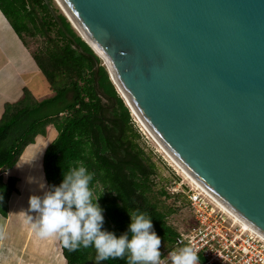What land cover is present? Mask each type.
<instances>
[{
  "label": "water",
  "instance_id": "95a60500",
  "mask_svg": "<svg viewBox=\"0 0 264 264\" xmlns=\"http://www.w3.org/2000/svg\"><path fill=\"white\" fill-rule=\"evenodd\" d=\"M55 1L161 146L264 237V0Z\"/></svg>",
  "mask_w": 264,
  "mask_h": 264
},
{
  "label": "trees",
  "instance_id": "16d2710c",
  "mask_svg": "<svg viewBox=\"0 0 264 264\" xmlns=\"http://www.w3.org/2000/svg\"><path fill=\"white\" fill-rule=\"evenodd\" d=\"M49 3L57 17L46 0H0V9L31 50L52 91L39 100L25 89L21 99L5 103L0 117V213L8 216L10 197L19 193V178L6 172L52 124L58 134L43 157L48 187L58 185L64 172L82 164L93 174V198L101 195L104 227L119 235L127 229L129 212L142 211L152 217L164 243L162 253L179 234L170 222L178 208L166 199L173 195L188 205L186 196L157 187L158 164L143 146L133 113L106 65L61 8L54 6L56 1ZM62 251L67 264H88L95 254L92 247L69 252L62 246ZM103 262L126 264L120 258Z\"/></svg>",
  "mask_w": 264,
  "mask_h": 264
},
{
  "label": "clouds",
  "instance_id": "9594fccd",
  "mask_svg": "<svg viewBox=\"0 0 264 264\" xmlns=\"http://www.w3.org/2000/svg\"><path fill=\"white\" fill-rule=\"evenodd\" d=\"M93 174L78 165L63 173L58 185L29 198L28 216L41 238L55 236L69 252L79 248L95 249L94 264L110 259H125L126 264H160L161 237L154 229L152 217L142 211L130 213L127 229L117 235L104 227V209L99 197L93 198L90 182ZM43 189L44 183L40 184ZM171 264H200V256L185 245L169 253Z\"/></svg>",
  "mask_w": 264,
  "mask_h": 264
},
{
  "label": "crops",
  "instance_id": "0c3cea01",
  "mask_svg": "<svg viewBox=\"0 0 264 264\" xmlns=\"http://www.w3.org/2000/svg\"><path fill=\"white\" fill-rule=\"evenodd\" d=\"M43 79L44 76L42 74V71L35 61L31 50L25 45L21 36L17 33L15 28L12 26L10 21L0 9V117L4 112L5 103L14 102L21 99L24 95L25 89H29L36 97L40 96L37 94H41L39 93V91H41L40 89L43 87ZM49 96L50 95H47L46 97L40 98L39 100L48 98ZM53 126L54 125L51 124L47 127L46 135H37L35 142L27 145L18 161L19 163L17 162L21 165L22 168H27L28 174L30 173L29 168H31L33 172L35 171L38 174H41L43 180L46 182L47 188L49 187L47 185L45 172L43 169V157L47 146L51 142L45 143V146H43L42 150L39 151L38 140L42 139L43 141H45ZM11 169L7 171L9 175H12ZM21 181L22 180L19 177V180L17 181L18 188L21 184ZM40 181H37L35 188V191H39L38 194L43 193L45 190H47L46 187H44L43 189L40 187ZM16 194L17 192H13L10 197L8 216H3L0 213V229L2 231V235L8 227L7 224L11 221L13 211V207H11V205L12 200L14 199V196ZM16 202H18V199L15 200V203ZM19 214L20 223L25 222V220L28 219L27 212L22 211L19 212L18 215ZM23 224L24 223H21L22 226ZM19 230L20 233L23 232V228H20ZM26 245L27 243L24 240L23 244L19 248L20 252H16L15 254H13L6 248V242L2 240V238H0V264H43L44 262L45 264H49L50 262V264H67L63 251L61 256L65 259V263L61 261L58 255V251H61L62 246L59 238L55 236L44 238V245L52 248V250L50 251L52 255L50 257H47V259L50 260L44 259V262L38 260V258L41 257L40 255H37V258L32 259L34 255L32 256L30 254H27L26 250L24 252V248L27 247ZM38 254L41 253L39 252ZM57 259L59 260V262H57Z\"/></svg>",
  "mask_w": 264,
  "mask_h": 264
},
{
  "label": "built area",
  "instance_id": "2783aa9c",
  "mask_svg": "<svg viewBox=\"0 0 264 264\" xmlns=\"http://www.w3.org/2000/svg\"><path fill=\"white\" fill-rule=\"evenodd\" d=\"M169 190L186 196L192 222L163 249L160 264H171L169 253L185 245L198 251L200 264H264V237L245 227L194 182L171 184Z\"/></svg>",
  "mask_w": 264,
  "mask_h": 264
},
{
  "label": "rangeland",
  "instance_id": "374dc122",
  "mask_svg": "<svg viewBox=\"0 0 264 264\" xmlns=\"http://www.w3.org/2000/svg\"><path fill=\"white\" fill-rule=\"evenodd\" d=\"M54 6L58 7L59 5L56 2ZM42 82H43L42 83L43 87L40 89L41 91H39V93L41 94H37V95H40V96H37L38 99L52 94L49 84L47 83L45 78L42 80ZM133 122L135 123V126L138 128V130L142 134L141 142L143 146L146 148L148 152H152L153 158L158 164L159 169H158V174L156 177V182L158 183L157 187L158 188L165 187L167 190H169V186H171V184L176 185L177 183H181L183 184V186H186V184L189 183V179L186 178L184 174H182L179 171V169L169 160V158L165 155V153L161 151L160 147L153 140V138L149 135V133L143 128V126L141 125V123L139 122V120L137 119L135 115H133ZM57 134H58V131L56 127L53 126L45 141H42V139L38 140V144H39L38 150L41 151L43 146H45V143L52 142L57 136ZM18 163L14 168L11 169V173L12 175L17 176L18 178L20 177L22 181L18 188L19 193H17L14 196V199L12 198L14 202L12 200L11 207H13L12 209L13 211H12L11 221L7 224L8 227L3 235L0 229V238H2V240L6 242V248L13 254H15L16 252L17 253L20 252L19 248L21 247V245L23 244V241L25 240V242L27 243L26 245L27 247L24 248V252L26 250L27 254H30L32 256L34 255L32 259L37 258L38 257L37 255H40L41 257H39L38 260H41L42 262H44L43 261L44 259H47V257H50L52 255V253L50 252L52 248L44 245V238H41L36 234V231L32 227V223H34L35 220L33 219V221H29L27 219L25 220V222H21V223H24L22 226L20 223V214L18 215V213L24 211V212H27V216L31 215L35 217V213H31L29 211V198L31 195L38 194L39 192L37 190L35 191L37 181L41 180L39 184L43 182L45 187H46V182L43 180L41 174H38L35 171L33 172L31 168H29L30 173L28 174L27 168L25 169L22 168L21 165ZM5 175L9 176V173L6 172ZM46 189L48 188L46 187ZM39 194H42V193H39ZM16 199H18V202L15 203ZM166 202L178 208V211L171 215L170 222L176 227L178 231L188 228L192 222V212L190 208L188 207V205L185 204L186 202H184L183 198H177L172 195L171 197L166 199ZM20 228L21 229L23 228L22 233H20V230H19ZM160 247L163 248L164 243L161 242ZM39 252L41 254H38ZM61 254H62V249L61 251H58V255L61 261L65 263L66 261L61 256ZM94 256L95 254L92 253L88 264H94V261H93ZM47 260H50V259H47ZM57 262H59V260ZM43 264H45V262ZM101 264H105V263L101 262Z\"/></svg>",
  "mask_w": 264,
  "mask_h": 264
},
{
  "label": "bare ground",
  "instance_id": "6f19581e",
  "mask_svg": "<svg viewBox=\"0 0 264 264\" xmlns=\"http://www.w3.org/2000/svg\"><path fill=\"white\" fill-rule=\"evenodd\" d=\"M57 2V1H56ZM57 4H59L57 2ZM61 8V7H60ZM143 126V128L149 133V135L153 138V140L157 143V145L160 147L161 151L165 153V155L169 158V160L179 169V171L184 174L186 178L194 182L198 187H200L203 191H205L207 194H209L215 201L216 203L221 206L224 210L227 212L231 213L238 221H240L245 227L251 228L249 225H247L244 221H242L239 217H237L234 213H232L228 208H226L223 204H221L218 200H216L210 193H208L195 179H193L176 161L175 159L161 146V144L155 139V137L151 134V132L147 129L141 118L138 116V114L133 113ZM43 141V140H42ZM252 229V228H251ZM254 230V229H253Z\"/></svg>",
  "mask_w": 264,
  "mask_h": 264
}]
</instances>
